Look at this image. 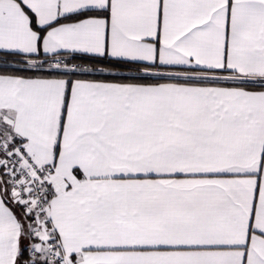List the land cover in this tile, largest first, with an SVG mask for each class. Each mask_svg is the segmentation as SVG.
I'll list each match as a JSON object with an SVG mask.
<instances>
[{
	"label": "snow or ice",
	"instance_id": "obj_1",
	"mask_svg": "<svg viewBox=\"0 0 264 264\" xmlns=\"http://www.w3.org/2000/svg\"><path fill=\"white\" fill-rule=\"evenodd\" d=\"M0 264H264V0H0Z\"/></svg>",
	"mask_w": 264,
	"mask_h": 264
}]
</instances>
